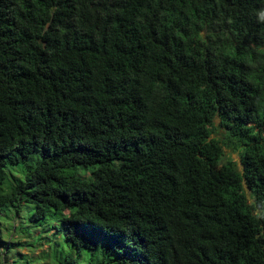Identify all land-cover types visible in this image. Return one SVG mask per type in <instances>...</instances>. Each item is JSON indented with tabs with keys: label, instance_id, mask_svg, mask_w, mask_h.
<instances>
[{
	"label": "trees",
	"instance_id": "1",
	"mask_svg": "<svg viewBox=\"0 0 264 264\" xmlns=\"http://www.w3.org/2000/svg\"><path fill=\"white\" fill-rule=\"evenodd\" d=\"M0 214V264H264V0H0Z\"/></svg>",
	"mask_w": 264,
	"mask_h": 264
},
{
	"label": "rangeland",
	"instance_id": "2",
	"mask_svg": "<svg viewBox=\"0 0 264 264\" xmlns=\"http://www.w3.org/2000/svg\"><path fill=\"white\" fill-rule=\"evenodd\" d=\"M225 153H229L228 150L224 149ZM233 159H236V156L234 154H231ZM26 212L21 211L20 216L22 218H25ZM17 224V222L13 220V216L9 215L7 216L4 214H0V240L2 241L3 238L7 237H12V239L16 240L18 235L16 233L12 234L13 232H10L8 229H10V226L13 227V225ZM3 247V245L0 243V249ZM16 259V257H15ZM15 263V261H14Z\"/></svg>",
	"mask_w": 264,
	"mask_h": 264
}]
</instances>
